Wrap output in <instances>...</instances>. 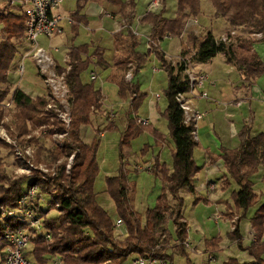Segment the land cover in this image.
<instances>
[{
  "label": "trees",
  "instance_id": "16d2710c",
  "mask_svg": "<svg viewBox=\"0 0 264 264\" xmlns=\"http://www.w3.org/2000/svg\"><path fill=\"white\" fill-rule=\"evenodd\" d=\"M175 1L177 17L164 18V9L161 8L160 11L146 12L141 18L140 23L148 28L150 39L161 42L167 37L180 38L179 35L185 31V21L199 16L200 0ZM208 1L213 8V16L223 19L227 24L226 35L229 42H220L211 32L195 36L194 32L190 31L185 33L187 36L180 57L188 60L190 64H206L220 55L226 65L240 74L245 85L250 86L264 74V62L254 49L256 40L252 38L259 34V42L264 43V0ZM87 3L112 8L114 18L125 20L128 25L132 22V4H127L124 0H77L76 11L72 15L75 31L79 25L87 24L86 18L80 14ZM11 7L9 3L0 12V128L5 130L17 147L33 146L34 165L45 162L42 164L54 173L34 170L30 175H16L15 170L9 172L2 150L8 151V154L14 157V147L0 138V237L5 233L27 228L19 213L12 217H8L7 213L17 211V202L25 194V190L36 184L38 191L33 204L37 210L36 214L42 219L43 235L31 240L25 253L27 260L35 264H49V261L56 257L62 264H123L130 256L145 257L153 252L155 257L172 264L171 257L167 255L172 238L166 225L169 221L172 222L177 237L174 245L179 249V253L184 254L187 250L184 245L187 242V234L182 215V194L195 196L196 176L200 171L193 157L197 145L195 128L192 124L184 123L183 112L175 100L177 94L185 93L189 89L184 65H172L158 49H147V54L139 53L140 37L134 36L129 30L118 31L113 35L114 60L111 80L119 86V94L122 97L126 94L134 95V112L139 105L136 104L139 99L138 89L126 81L127 73L130 72L131 76H134L151 53L155 54L161 69L165 71L167 88L164 95L167 107L160 115L167 121L173 152L171 169L159 161L150 166L148 172L160 179L161 195L155 208L147 209L143 216L133 209L124 171L121 169L117 176L106 179L105 192L115 210L114 217H111L98 201L94 191L98 174L96 153L100 132L90 144L84 142L81 134V129L91 124V117L97 115L102 107L100 92L93 86L95 80L89 84L82 79V74L89 65L88 62L83 63V56H93L94 65L106 69L104 52L95 48L90 54V48L87 46L71 48L68 51V69L59 68V71H66L65 82L71 101V123L65 130L56 110L46 109L49 103L47 89L45 94L32 99L19 87L13 90L10 87L9 71L15 64L18 47L25 43L26 33L25 11L13 13L10 12ZM232 31L241 36L231 37ZM6 101L11 102L8 110L4 108ZM107 126L110 128L113 124ZM149 126L139 125L136 117L129 120L127 129L122 134L121 145L128 147L129 142L139 135L143 128ZM44 127L46 133L43 135L34 136L31 133ZM62 132H67V138L61 146L52 142L55 148L47 147L41 142L45 139L53 141V135ZM157 139L160 143L163 141L160 136H157ZM238 139L237 148L223 150L221 153L226 172V187L231 186V183L237 187V190L231 193L234 208L227 207L229 215L237 216L236 221H233V231L228 237L242 249L239 223L247 211L256 206V211L250 219L255 242H251L248 248L242 250L253 258L252 262L247 264H264V204H260L253 181L259 168L264 170V133L252 136L245 126ZM72 155L73 163L67 173L65 166ZM14 163L16 165L15 159ZM43 204L57 207L59 216L56 219H48L46 211L42 210ZM115 219L122 221L121 235H118L117 229L114 228ZM47 234L49 240L44 237ZM217 243L211 245L217 247ZM4 248L5 244L0 242V252ZM222 264L238 263L228 260Z\"/></svg>",
  "mask_w": 264,
  "mask_h": 264
},
{
  "label": "rangeland",
  "instance_id": "374dc122",
  "mask_svg": "<svg viewBox=\"0 0 264 264\" xmlns=\"http://www.w3.org/2000/svg\"><path fill=\"white\" fill-rule=\"evenodd\" d=\"M135 6V12L137 15H142L147 12V0H132ZM163 9L162 15L164 18L172 19L177 17V7L175 0H163ZM76 3L77 0H65V2L61 5L60 11L62 12H75L76 11ZM89 5H87L83 13H88L90 11ZM160 11V10H158ZM155 12V11H153ZM111 14V13H110ZM196 21V25H191L189 31L194 32V35H203L207 32H211L215 38L220 37L227 30V24L223 19H217L213 16V8L208 0H200V14L197 18H189L185 21V27L188 22ZM91 22L93 27L91 28L94 31H100L96 35L97 37H107V30L109 28L106 26L105 29H100L99 26L100 20L96 17H91ZM121 22V20H120ZM107 21L105 24L107 25ZM91 30H84L83 28H79V36L75 40V44L78 45H88L91 46L88 39V33ZM184 32V30H183ZM179 35L180 38H165L161 42H159L158 50L171 57V64H176L174 62L182 51V47L185 43V37L187 36L184 33ZM193 33V32H192ZM227 36L226 34L224 37ZM241 36L238 32L234 37ZM253 39H256L252 36ZM141 46L138 48L139 53L147 54V47L145 48L146 39L145 37L141 38ZM39 38L38 42L40 46L47 47L49 43L56 44V40ZM219 40V39H217ZM107 49L105 58L110 59L113 51L110 46L107 48V44L104 45ZM254 49L264 62V44L255 43ZM19 53L16 56L15 64L12 65L9 71V77L11 80L10 87L13 90V85L18 82V77L16 74L17 64L21 61V58L25 55L26 52L29 51V47L24 43L18 47ZM90 52V51H89ZM91 53V52H90ZM56 59L58 55L53 54ZM23 64L25 67V73L22 80L19 82V89L23 90L27 94H32L37 89V87L41 84L40 77L37 76V68L31 58V56L25 58L23 60ZM205 64H199L201 68L206 72H237L232 67L226 65L222 56L218 55L213 58L211 61ZM198 65V64H191ZM203 65V66H202ZM205 65V66H204ZM153 68L160 69L158 73L153 74ZM191 72L196 71L195 67H192ZM87 69L83 73V81L85 83H89V71ZM99 82L93 84L94 88L101 91L103 94L105 101V108L110 111L112 110L114 113H118L121 116L113 127L110 128L108 126L103 127L107 123V119L103 120L102 114L105 111H101L97 114L99 121L92 122V126L88 125L81 129V134L83 140L90 144L95 138V131L99 129L102 133L104 132L103 138H99L97 153H96V161L98 166V174L94 183V191L97 194V199L105 209V211L111 216L114 217L115 210L114 206L111 202V199L105 192L106 186L105 181L109 177L117 176L122 169L125 173L127 184L129 187V197L133 205L134 211L143 216L144 212L147 209L155 208L157 204V199L161 195V182L160 179L148 171H137L136 167L140 166L142 168L147 167L148 163H155V161H159L160 163L165 164L168 169L172 167V152H173V142L170 138L168 125L166 119H164L160 114H163L166 109V98H165V90L167 88V75L164 70L161 69L159 60L156 58L155 54L151 53L147 61L141 68L135 73L133 85L134 87H138V96L139 99L136 104H139L136 111H133V96L126 94L125 97H122L119 94V86L117 83L111 80L112 71L111 70H102L98 68ZM235 74V73H234ZM226 80V79H225ZM209 82V80H208ZM206 82L201 89L197 91V93L204 92L208 93V89ZM43 85V84H42ZM44 91L42 90V93ZM159 94L161 96V100L158 102V106L156 110V118L152 119V124L149 127L143 128L141 133L134 137L130 142L128 147L124 148L121 145V138L124 131L127 129V124L129 120H134L136 115L139 118H143L146 116L149 111V104L151 102L156 101L153 100V95ZM208 95V94H207ZM102 103V101H101ZM155 106L153 105L152 108ZM8 119L10 117L8 116ZM115 119V117L113 118ZM103 120V121H102ZM7 122V118L5 119ZM105 121V123H104ZM199 126V124H198ZM56 128V127H55ZM93 128V129H92ZM1 137H5V130L0 128ZM256 133L264 132V120L254 128ZM199 132V131H198ZM31 133L34 136H40L45 134L44 128H37ZM157 136H160L163 139L164 146L157 139ZM0 137V138H1ZM2 139V138H1ZM47 147H53L52 141L48 139L41 141ZM55 148V146H54ZM4 160L8 166L7 170L9 172H13L16 169V165L14 163V159L12 155L8 154V151L2 150ZM201 151H196L195 160L199 163V166H202V160L200 159ZM8 154V155H7ZM121 155L123 159H121ZM197 158V159H196ZM45 163V162H42ZM223 164V163H222ZM222 169L224 175L226 174L225 169L222 165ZM260 175H258V180L256 184L254 183V190L258 195L260 204H264V173L263 169L259 168ZM255 175L253 177V181L256 179ZM204 175L200 177V181H197L198 184L204 182ZM237 189L234 183H231L230 191L224 196L225 201L228 202V205L234 208L233 200L231 197V193ZM184 198V207L182 209L183 219L186 223V234L187 241L190 243V247L184 251V254L179 253V249L174 245L176 241V233L174 230V226L172 222H168L166 228L168 233L172 238V245L169 247L167 255L171 257L172 264H222L225 261L232 260L238 264H247L251 263L253 258L242 249L248 248L251 245V239L249 237V233H251L252 229L250 227V219L254 215L256 211V206L250 208L246 216L240 220L239 223V232L242 238L241 247L238 248L237 245L229 240L228 234L231 232L234 223L236 221V215H229L227 208L225 210L224 215H214L217 212L223 213L224 207H215L211 206L206 201V192L197 191L195 192V196L182 194ZM197 198L199 199L197 201ZM46 201L49 202L48 198L45 197ZM42 210L46 211L48 219H56L59 216L57 207L47 204L42 205ZM214 215V221L211 217ZM212 219V220H211ZM231 221V222H230ZM217 222V224H216ZM122 228L116 230L118 235ZM217 243L218 250H214L212 253H207V248L212 243ZM193 249L196 252H193ZM187 255V257H186ZM133 256L127 258V260L123 264H131ZM213 259V260H211Z\"/></svg>",
  "mask_w": 264,
  "mask_h": 264
},
{
  "label": "crops",
  "instance_id": "0c3cea01",
  "mask_svg": "<svg viewBox=\"0 0 264 264\" xmlns=\"http://www.w3.org/2000/svg\"><path fill=\"white\" fill-rule=\"evenodd\" d=\"M124 1L127 4L129 3L132 4V10L134 16L132 22L130 23L131 27L141 34V38L145 37L146 39V37H148L149 35L148 28L142 25V23H140V20L144 16V14L136 16L135 6L133 4V1L132 0H124ZM8 4H9V0H0V12L4 10ZM87 5L90 6L89 7L90 11L85 14L83 13V10ZM11 6L12 7L10 9L11 10L10 12L18 13L20 10L25 11V7L20 3L19 0H15V3ZM85 7L83 8L80 14L86 18L87 21L86 26L79 25L76 31L73 29L74 28L73 26H65L64 34L62 36L54 38V40H56L57 42L55 45L49 43L47 47L41 46V48H43L46 52H48L49 55L52 56L54 62L60 68L63 69H68L66 61H68V51L71 48H75L79 46H87L90 48L89 50L90 52H92L95 48H100L104 52L103 61L106 65V69L112 71L113 60H114V51L112 48L113 35L117 32L118 30L117 28L121 24L120 23L121 19L118 17H115V19L113 20L108 19L105 15L108 13L112 14V11L114 10L112 8H107L104 5L97 3H87ZM57 13L71 18L72 15L74 14V12L72 13L62 12L60 11V8L57 10ZM91 17H96L100 20L99 22V26H101L100 29L106 30V26L109 28L110 31L107 30V32H109L107 33L108 34L107 37H102V36L97 37L96 34L100 31H94L91 29L93 27L91 22ZM105 21L109 23H107L106 25ZM79 28H83L84 30H87L86 28H89L91 30L90 32H87L89 39L88 43H90L91 46L83 45V44L81 45L75 44V40L79 36V32H78ZM189 28L190 26L187 29H185L184 34L187 33V31H189ZM225 34L226 32L222 34L220 37L224 36ZM220 37L216 39H219ZM255 40L256 43H261L259 42L260 39H255ZM141 41L142 40L140 39V46H141ZM105 44H107V48H109L110 46L111 50L113 51V54L111 55L110 59L105 58L107 51V49L104 47ZM52 53L58 55V57L55 59ZM163 55L165 56L166 59L172 60L171 57H168L165 54ZM87 62L89 64L87 69L92 68L89 71V77H88L89 82L91 81L90 76L92 74H96V80L94 81L95 84L99 82V75L97 73L98 67L94 65L95 58L90 55L83 56V63H87ZM192 67H195L196 71H198L194 73L206 74L209 78L208 79L209 82L206 85L208 89V93H207L208 99L207 100L194 99L192 101L193 107L201 114H203V118L197 123V131L195 137L197 145L193 152V157L194 155L196 157L195 152L198 150L201 151L200 159L203 162L202 166L200 167L199 163L195 160L194 157L197 166L200 168V171L196 176L195 192L197 191L206 192V201L209 205L215 206L216 208L220 206L224 207L223 213L217 212L214 214V215L218 214L222 216L225 214L226 208L230 206L228 205V202L223 199L224 196L230 191L231 186L226 187L227 186L226 175H224L222 169L223 164L221 160V153L223 152V150H233L238 147L239 144L238 136L242 128L245 126L250 130L252 136L264 133V132L256 133L254 131V128H256V126H258L264 120V102H263L264 74L261 77L257 78L250 86H246L245 83L242 81L241 76L238 72H206L201 68L199 64L193 66L191 65L190 66L191 71L193 69ZM106 69H102V70H106ZM153 69L156 70L155 72H153L152 70L153 74L158 73L160 70L156 68ZM134 76H131L132 78L128 82L133 83ZM13 87L14 88L19 87L17 82L13 85ZM42 90L44 91L43 93ZM45 91L46 90L44 86L41 84V86L39 85L37 87L34 93L32 94L26 93V94L29 95L32 99H35L36 97L45 94ZM99 92L102 101L101 111H105L102 114V118L103 120L105 118L107 119V123L103 127L107 126L110 123L114 125L119 119H121V116L118 113H114L112 110L108 111L105 108L104 106L105 98L100 90ZM156 95H158V98L156 97ZM153 100L156 101H153L151 102V104H149V111L147 112L146 116H143V118H139L134 115L136 117V121L147 120L149 122V125L152 124V119L156 118L155 116L156 110L158 111L157 106H158V102L161 100V96L159 94H155L153 95ZM153 105L155 106L154 108H152ZM97 117L98 115H94L91 117V124L92 122L94 123V121L96 120L99 121ZM114 117L115 119H113ZM93 131L96 132L95 135L98 132H100L99 138H103L104 132L102 133L99 129ZM161 144L163 147L164 146L163 142H161ZM152 164L153 163L151 164L148 163L147 166H152ZM202 175H204L205 178L204 182L198 184L197 181H200V177ZM256 175H257L256 179L254 180L255 184L259 178L258 175H260V173L259 174L257 173ZM210 186H212L213 189H210ZM214 215H212L211 218L214 221H216L214 219ZM186 243L190 247V243L188 241ZM218 249L219 248L210 245L207 248L206 252L212 253L214 252V250H218ZM193 252H196V250L193 249Z\"/></svg>",
  "mask_w": 264,
  "mask_h": 264
},
{
  "label": "built area",
  "instance_id": "2783aa9c",
  "mask_svg": "<svg viewBox=\"0 0 264 264\" xmlns=\"http://www.w3.org/2000/svg\"><path fill=\"white\" fill-rule=\"evenodd\" d=\"M20 3L25 7L26 14V33L24 41L29 47V51L21 58V61L17 64L16 74L18 77L17 84L22 80L25 67L23 60L31 56L35 67L37 68V73L41 79V82L45 89L49 92V103L47 105V110H56L58 113V119L61 121L65 130H67L71 123V101L69 89L65 82L66 71H59V66L54 62L52 56L49 55L43 48H41L38 40L39 38L52 39L64 34L65 26H73L75 24L71 17L63 16L57 13V10L65 2V0H19ZM147 12H153L160 10L163 7V0H147ZM9 3L13 5L15 0H9ZM108 19H115L112 14L105 15ZM118 26V31L129 30L136 37H141V34L137 32L134 28L128 25L125 20L120 22ZM196 21L188 22L185 29L191 25H196ZM89 30V28H86ZM231 37L235 36V32L230 33ZM256 39H260L261 35H254ZM171 38V37H167ZM222 43H228V36H222L219 38ZM159 41L152 40L146 37V47L148 50L152 51L158 49ZM67 62V61H66ZM65 62V63H66ZM174 62L182 63L184 65L185 73L189 80V89L185 93H180L176 95V102L184 115V123L192 124L195 128L194 134L196 135L197 123L203 118V114L197 111L192 104L194 99L207 100L208 96L204 92L197 93L203 85L208 82V76L202 73L191 72L190 62L185 58L178 57ZM156 70L153 69V72ZM131 74L128 73L125 77L126 81L131 80ZM90 80H96V74L90 76ZM16 88V87H15ZM13 88V89H15ZM158 98V95H156ZM263 102H264V92H263ZM11 107V102L6 101L4 103V108L8 110ZM137 123L141 126H148L149 122L147 120H137ZM1 130V129H0ZM5 137H0L4 139L8 144L14 147V159L16 161V175H30L34 170H39L44 173L53 172L52 169H47L46 165L40 163L35 166L34 160V150L33 146H27L25 148H19L16 146L6 133ZM67 138V132H62L54 134L52 137V142L56 145L61 146ZM73 163V155L67 160L65 170L68 173ZM137 171H150V166L142 168L140 166L136 167ZM54 173V172H53ZM210 189H213L210 186ZM38 187L36 184L30 186L25 190V194L17 202V211H10L7 213L8 217H12L19 213L22 216V223L27 226L24 230H17L11 233H5L0 237V242L5 244V248L0 252V264H35L25 258V253L31 244V240L37 236H42L41 228L42 219L36 214V209L33 201L37 197ZM233 223V222H232ZM114 228L119 229L123 227L122 221L115 219ZM233 231V228L232 230ZM46 240H49V235L44 236ZM251 242H255L254 232L249 233ZM179 245V244H178ZM186 248H189L187 243L184 244ZM213 260V259H211ZM49 264H62L59 258H52ZM131 264H168L166 260L159 259L154 256V253H150L145 257H134Z\"/></svg>",
  "mask_w": 264,
  "mask_h": 264
}]
</instances>
